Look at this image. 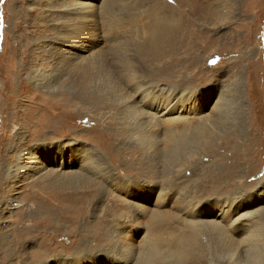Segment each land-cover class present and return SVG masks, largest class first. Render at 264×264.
I'll list each match as a JSON object with an SVG mask.
<instances>
[{"label":"rangeland","instance_id":"374dc122","mask_svg":"<svg viewBox=\"0 0 264 264\" xmlns=\"http://www.w3.org/2000/svg\"><path fill=\"white\" fill-rule=\"evenodd\" d=\"M0 15V264H264V0Z\"/></svg>","mask_w":264,"mask_h":264},{"label":"bare ground","instance_id":"6f19581e","mask_svg":"<svg viewBox=\"0 0 264 264\" xmlns=\"http://www.w3.org/2000/svg\"><path fill=\"white\" fill-rule=\"evenodd\" d=\"M84 2H85V1H84ZM84 2H82V3H83V4H86V3H84ZM86 2H87V1H86ZM79 3H80V2H79ZM87 3H89V1H88ZM88 5H89V4H87V6H88ZM82 7H83V6H82ZM82 7H81V8H82ZM85 7H86V6H85ZM81 8H80V9H81ZM83 8H84V7H83ZM83 10H84V9H83ZM85 10H87V8H85ZM82 12H83V11H81V13H82ZM84 13H85V11H84ZM86 14H88V13H86ZM83 16H85V15L83 14ZM84 23H86V22H84ZM86 26H87V24H86ZM86 26H85V27H86ZM83 27H84V26H83ZM89 27H90V26H89ZM87 29H88V28H87ZM80 32H83V31H81V29H80V31H77V33H76L77 36L74 38V40H72V42L69 43V47H72V48H73V47H75L76 45L80 44V41H81V40H80V36H81V35H80ZM157 34H158V33H157ZM78 42H79V43H78ZM85 45H86V44H85ZM150 50H151V49H150ZM153 52H154V51H153ZM131 77H132V76H131ZM136 87H137V86H136ZM141 98H142V97H141ZM156 98H157V97H156ZM144 99H145V98H144ZM146 100H147V99H146ZM151 100H152V99H151ZM152 101H153V100H152ZM143 102H144V101H143ZM145 102H146V101H145ZM140 107H141V106H140ZM140 109H141V108H140ZM141 110H142V109H141ZM137 111H138V110H137ZM137 111H136V112H137ZM139 111H140V110H139ZM168 112H170L169 107H167V109H165V110L163 111L162 115H165V114H167ZM141 113H142V112H141ZM144 114H145V112H144ZM205 133H206V132H205ZM200 134H201V133H200ZM202 134H204V133H202ZM204 135H205V134H204ZM87 161H88V160H87ZM35 163H36V162H35ZM32 164H34V163H30L29 166H26L27 164H26V165L24 164L23 167L19 168V171H20L21 169L29 170L31 167H34V166H32ZM210 205H211V204H210ZM210 205H208V206H210ZM227 205H228V204H227ZM208 206H207V207H208ZM209 208H210V207H208V209H209ZM226 209H227V208H226ZM226 209H225V210H226ZM230 210H231V209H230ZM226 211H227V210H226ZM145 212H146V211H145ZM218 213H220V211H219ZM213 214H214V213H213ZM217 215L221 216V214H217ZM239 218H241V217H239ZM252 218H253V217H252ZM254 220H255V219H254ZM240 221H241V219H240ZM221 222H222V221H221ZM218 223L221 224L220 222H218ZM238 223H240V222H238ZM241 223H242V222H241ZM235 224H236V223H235ZM251 224H252V223H251ZM230 226H232V225H230ZM257 226H258V225H257ZM257 226H255V228H259V227H257ZM253 230H254V228H253ZM258 230H259V229H257V232H258ZM251 231H252V230H251ZM149 232H150V231H149ZM149 232H148V233H149ZM261 232H262V231H261ZM258 233H259V232H258ZM152 234H153V233H152ZM152 234H148V235L150 236V235H152ZM259 234H261V233H259ZM244 235H245V234H244ZM242 236H243V235H242ZM249 236H251V234H250ZM144 237H146V236H144ZM152 237H153V235H152ZM154 237H155V236H154ZM149 238H150V237H148V239H149ZM250 238H252V236H251ZM148 239L146 238V240H148ZM252 240H253V239H252ZM252 240H251V241H252ZM150 241H152L151 238H150ZM249 241H250V240H249ZM254 241H255V242H254ZM254 241H253L254 243H252V242H251V243H252V244H257V239H256V240L254 239ZM152 242H155V241H152ZM156 242H157V241H156ZM248 243H249V242H248ZM145 244L149 245L150 243L148 244V243L145 242ZM145 244H143V245H144L143 247H146ZM152 245H153V244H152ZM254 246H255V245H254ZM151 247H152V246H151ZM160 247H161V246H160ZM160 247H159V248H160ZM146 248H148V247H146ZM155 248H157L156 250H158V246H156V245H154V247L152 248V250H153V249L155 250ZM160 249H161V248H160ZM144 250H145V249H144ZM145 251H146V250H145ZM254 263H255V262H254Z\"/></svg>","mask_w":264,"mask_h":264},{"label":"snow or ice","instance_id":"6c2138e0","mask_svg":"<svg viewBox=\"0 0 264 264\" xmlns=\"http://www.w3.org/2000/svg\"><path fill=\"white\" fill-rule=\"evenodd\" d=\"M0 3H3V0H0ZM0 26H2V15H0ZM212 62L214 63L215 61Z\"/></svg>","mask_w":264,"mask_h":264}]
</instances>
